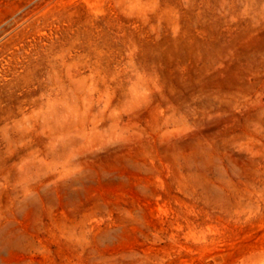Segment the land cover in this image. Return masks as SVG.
Returning <instances> with one entry per match:
<instances>
[{
	"label": "rangeland",
	"instance_id": "1",
	"mask_svg": "<svg viewBox=\"0 0 264 264\" xmlns=\"http://www.w3.org/2000/svg\"><path fill=\"white\" fill-rule=\"evenodd\" d=\"M0 264H264V0H0Z\"/></svg>",
	"mask_w": 264,
	"mask_h": 264
}]
</instances>
